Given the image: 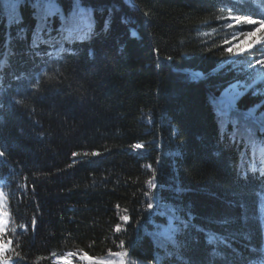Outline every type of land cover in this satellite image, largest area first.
Wrapping results in <instances>:
<instances>
[{"label":"trees","instance_id":"obj_1","mask_svg":"<svg viewBox=\"0 0 264 264\" xmlns=\"http://www.w3.org/2000/svg\"><path fill=\"white\" fill-rule=\"evenodd\" d=\"M135 2L0 0V67L13 55L0 70V177L28 225L16 264L68 249L122 252L128 264H242L262 247L264 179L242 171L264 136V97L253 87L237 110L217 97L254 79L264 32L243 16L264 20V0ZM49 17L84 31L75 52L53 53L44 41L63 33L49 26L6 43ZM253 107L256 120L244 113Z\"/></svg>","mask_w":264,"mask_h":264},{"label":"rangeland","instance_id":"obj_2","mask_svg":"<svg viewBox=\"0 0 264 264\" xmlns=\"http://www.w3.org/2000/svg\"><path fill=\"white\" fill-rule=\"evenodd\" d=\"M79 10H80V12L83 11V9H81V8H79ZM36 24L38 26H35L33 29H28L27 31L21 30V32L17 36H13V37L9 36V38L7 37L6 43L7 44L11 43L14 38H27V40H29V38H32V36L35 34L34 30L42 29V30H39L37 32V33H40L41 31H46L47 30L46 27H48V26L49 27H56V28H58V30H62V31H65V29H66L64 27V25H62L60 22H58V20L51 19L50 17L48 19H46L45 24H38V23H36ZM9 25H10L9 23H6V25L4 24V26H3L4 30H6V27H7V29L11 28ZM44 25H46V26L44 27ZM255 28H256L254 30L255 34L256 33L258 34L260 32H264V25L257 24V25H255ZM73 31H74V29H73ZM254 33L253 34L251 33L250 35L243 37V39L235 42L234 45L236 47H239V48L244 47L246 44H248L252 40V38L254 37ZM256 64L257 65L255 66L254 79L250 84H247L243 81H237L236 83L239 85L237 86V88L235 90L228 93V96L223 95L224 89L220 92L222 96L229 98L233 102L234 106L236 105L237 98H239L242 94L249 91L253 87H259V90H258L259 95L264 97V58L261 59L260 62L256 63ZM250 112L253 113L254 115H258V114L261 115L262 114V111L258 112L257 107L251 108ZM262 160H264V156H263ZM4 208H5L4 198L2 199V197H0V232L1 233L5 230V226L8 222V217H7L6 213L4 212ZM263 213H264V208H263ZM66 253L67 252L57 253V254H54L53 256H51V263L52 264H70V261H68V260L59 259L60 257L66 255ZM2 255L3 254H1V256ZM93 258H94V260L90 261L89 264H101V261H108L109 264H124V262H123L124 256H123L122 252L110 253V254L106 255L105 257H93ZM76 262H78V263H76ZM76 262L74 264H87L86 261H82L81 259L76 260Z\"/></svg>","mask_w":264,"mask_h":264},{"label":"snow or ice","instance_id":"obj_3","mask_svg":"<svg viewBox=\"0 0 264 264\" xmlns=\"http://www.w3.org/2000/svg\"><path fill=\"white\" fill-rule=\"evenodd\" d=\"M231 19H234L236 21H241V16H233L231 17ZM243 22L246 23V24H249V25H264V20H254V19H250L249 17H246V16H243ZM229 27H232L231 25H229ZM226 53L231 56L233 54H235L236 56L237 55H241L242 53H237L235 50H232V49H228L226 50ZM7 235V227L5 228V233H4V236ZM12 241L8 240V239H4L3 237H0V244H3V247H4V256L0 259H3V260H7L8 261V264H15V259L19 258V257H15V258H12L11 260H9V253L13 251L11 245H12ZM79 256L80 259L82 261H86L87 264H89L90 261L94 260L93 257L87 255V254H80L78 252H67L66 255L60 257L59 259L61 260H68L70 261V264H73L75 258ZM101 264H109L108 261H101Z\"/></svg>","mask_w":264,"mask_h":264},{"label":"bare ground","instance_id":"obj_4","mask_svg":"<svg viewBox=\"0 0 264 264\" xmlns=\"http://www.w3.org/2000/svg\"><path fill=\"white\" fill-rule=\"evenodd\" d=\"M239 84H237L236 82L235 83H232L230 84L229 86H227L224 91H223V95L225 96H228V93H230L231 91L235 90L237 88ZM256 169H259L257 167H255Z\"/></svg>","mask_w":264,"mask_h":264},{"label":"water","instance_id":"obj_5","mask_svg":"<svg viewBox=\"0 0 264 264\" xmlns=\"http://www.w3.org/2000/svg\"><path fill=\"white\" fill-rule=\"evenodd\" d=\"M129 1L131 2L132 5L138 6L137 3L134 0H129ZM184 70L187 71V72H192V73L194 72L192 69L191 70L190 69H184Z\"/></svg>","mask_w":264,"mask_h":264}]
</instances>
